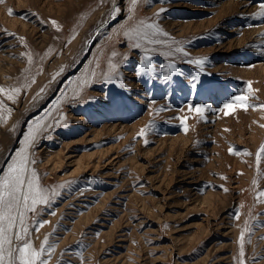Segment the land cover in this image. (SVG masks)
I'll list each match as a JSON object with an SVG mask.
<instances>
[{
    "label": "rangeland",
    "instance_id": "obj_1",
    "mask_svg": "<svg viewBox=\"0 0 264 264\" xmlns=\"http://www.w3.org/2000/svg\"><path fill=\"white\" fill-rule=\"evenodd\" d=\"M257 2H0V170L39 121L29 167L44 188L65 186L55 215L27 214L33 246L48 238L46 264H264V107L224 108L238 95L264 105ZM140 20L167 43H125ZM176 47L207 57L203 73ZM145 48L152 75L139 74ZM109 59L119 67L104 82ZM173 62L182 75L166 81ZM91 71L78 98L61 101ZM190 104L209 110L202 119Z\"/></svg>",
    "mask_w": 264,
    "mask_h": 264
},
{
    "label": "snow or ice",
    "instance_id": "obj_2",
    "mask_svg": "<svg viewBox=\"0 0 264 264\" xmlns=\"http://www.w3.org/2000/svg\"><path fill=\"white\" fill-rule=\"evenodd\" d=\"M3 2V0H0ZM149 5L154 4L156 0H147ZM161 3H168L170 0H160ZM133 6L136 0H132ZM261 11L257 14L258 17H264V0H258L257 2ZM10 13L12 10H9ZM131 11V9L129 10ZM166 9H160L156 14L157 16L165 12ZM119 13V9H115L113 12V18ZM27 15V14H26ZM54 25L59 27L56 21H52ZM168 36V33L163 31L160 25L156 22L147 23L144 20H140L134 26L129 27L123 32V36L126 38L125 43H130L133 49H140L145 43L147 45H160L165 44L167 41L160 39L159 37ZM173 43H175L173 41ZM145 54L143 59L139 62V74L152 75L155 71V66L152 63V57L148 55V49L145 48ZM174 52H182L186 57H189L186 62L191 65H195L200 73H203L204 67L207 62V57H190V54L184 52L183 47H176ZM171 53H165L169 55ZM115 51L112 52V56H116ZM31 61V56L28 57ZM127 59V57H125ZM96 67H99L97 63ZM118 65L113 63L111 59L108 61V72L102 73L104 82H110L116 75ZM63 71V69H61ZM178 73L175 63H170L168 66V74L163 79L166 81L172 79V75ZM182 75V73H178ZM59 75V73H58ZM96 77V72L91 71L86 74L83 79H78L73 83L76 84V88L73 89V95L68 97L65 94L62 100L76 99L80 95V91ZM198 86V76H191L190 87L196 89ZM249 90L251 91V85L249 83ZM0 91L4 89L0 88ZM20 88H15L14 92L19 93ZM43 91V90H42ZM11 98V96H10ZM57 101V105L61 103ZM249 98L244 95H238L230 103H226L224 108L228 111L225 115L231 114L237 107L247 109L249 106L264 107V105H250ZM56 107V105H54ZM189 109L195 111L200 117L204 118V113L209 110L206 105L193 106L189 105ZM47 115V114H46ZM186 119V118H185ZM152 125L149 126L151 128ZM43 128L37 121V128L28 129V135L24 136V146L14 153L15 159H10V162L5 165L6 170H0V264H46V261L42 258L46 248L49 247L48 238L46 237L41 244L39 250H37L31 239L29 238V228L27 225L29 212L36 213L37 206H45L47 209H51L49 214L55 215V210L52 207L57 197L61 195L64 185L59 186V190L53 188L51 190L44 188L38 178L35 168H30L29 165L34 164V160H30V154L28 149L36 142L38 131ZM146 131L141 130L139 137H145ZM147 144L148 141L145 140ZM261 153H264V146L260 149ZM260 160V155H257V161ZM264 196V192L260 193ZM50 223L49 221H39L36 225L38 230L44 224ZM14 241L23 242L22 244L14 245ZM241 254H243V234L241 236Z\"/></svg>",
    "mask_w": 264,
    "mask_h": 264
},
{
    "label": "bare ground",
    "instance_id": "obj_3",
    "mask_svg": "<svg viewBox=\"0 0 264 264\" xmlns=\"http://www.w3.org/2000/svg\"><path fill=\"white\" fill-rule=\"evenodd\" d=\"M50 260H51V259H50ZM50 260H49V261H50Z\"/></svg>",
    "mask_w": 264,
    "mask_h": 264
}]
</instances>
